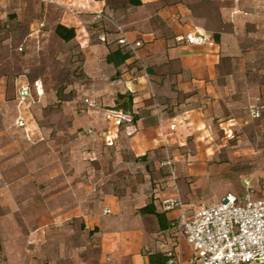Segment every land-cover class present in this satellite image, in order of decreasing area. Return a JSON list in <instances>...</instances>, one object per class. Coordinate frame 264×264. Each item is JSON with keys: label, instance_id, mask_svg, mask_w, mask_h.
Masks as SVG:
<instances>
[{"label": "crops", "instance_id": "0c3cea01", "mask_svg": "<svg viewBox=\"0 0 264 264\" xmlns=\"http://www.w3.org/2000/svg\"><path fill=\"white\" fill-rule=\"evenodd\" d=\"M39 1L41 17H31V27L40 22L39 32V27L50 25L55 38L79 54L83 78L75 85L89 89L91 104L80 113L77 98L65 102L63 107L68 105L70 112L64 117L73 121L69 128L34 131L32 138L49 147L27 163L40 168L41 176L26 175L18 181L42 185V210L13 208L8 231L2 229L8 238L0 264H149L148 252L171 248L179 264H189L194 251L186 238L178 234L172 238L160 229L156 216L139 210L154 200L162 211L163 199L176 194L177 182L170 179L167 190L151 187L150 193L148 168L159 170L165 164L158 161L159 152L171 153L177 168L195 175L199 167L183 155L188 138H194L198 148L199 140L205 141L202 148L208 153L212 148L209 116L224 105L229 89L227 32L206 28L187 0H141V6L129 0ZM5 4L16 12H30L34 3L5 0ZM52 4L64 6L56 19L49 11ZM58 24L74 28L75 39L69 43L60 39L55 33ZM117 26L130 42L141 43L143 69L131 64L134 59L118 68L107 63L117 42L104 29L115 31ZM197 32L219 33L222 43L211 48L181 40ZM24 83L34 86L28 79L18 82ZM127 92L135 96V121L113 111L117 95ZM118 116L122 125L116 123ZM77 122H83L85 133ZM147 154V161H137ZM135 168L140 173L131 177L129 171ZM180 213L174 209L166 216L175 221ZM35 214L42 221L34 228L30 223Z\"/></svg>", "mask_w": 264, "mask_h": 264}, {"label": "rangeland", "instance_id": "374dc122", "mask_svg": "<svg viewBox=\"0 0 264 264\" xmlns=\"http://www.w3.org/2000/svg\"><path fill=\"white\" fill-rule=\"evenodd\" d=\"M31 1L34 4H31L30 12H16L10 4H5V0H0L2 254L8 238L2 229L8 231L9 214L13 208L33 206L35 210H42V185L18 181L19 177L26 175L41 176L40 168L32 169L27 163L32 156L40 157L46 153L49 147L45 141L32 138L34 131L55 132L69 128L73 121L64 117H67L65 112H70L68 105L63 107L65 102L77 98V111L81 113L87 111L85 99L90 98L87 87L75 85L83 78L79 54H73L71 45L58 41L51 33L50 25L39 27V32L36 25L40 26V22H34L35 26L31 27V17L40 19L42 10L39 0ZM187 1L194 5L193 11L206 28L227 32L225 44L230 51V61L225 62V70L229 89L224 105L216 106L215 112L209 116L212 137L209 147L212 150L206 152L202 148L205 141L199 140L200 151L193 138L188 142L187 151L183 152L188 163L199 167V173L187 175L182 168L175 166L171 153L159 152L158 161L170 160L172 165L168 169L148 168L150 178L147 185L151 193V187L152 190L162 188L160 181L163 178L176 179V194H169L163 200L180 198L186 203L189 214H193L202 206L219 202L228 192L242 193L245 180L251 181L258 195L264 198V0ZM63 8L52 4L49 11L56 19ZM25 79L34 82L30 102H21L18 98V82ZM37 80L43 82H40V88L35 86ZM252 107L259 110V118H251L249 110ZM20 117L25 122L23 128L17 123ZM82 123L77 126L85 133L86 127ZM139 173L136 168L129 171L131 177H137ZM166 183L163 184L164 190L169 188ZM32 220L30 227L35 228L40 225L42 217L35 214Z\"/></svg>", "mask_w": 264, "mask_h": 264}, {"label": "built area", "instance_id": "2783aa9c", "mask_svg": "<svg viewBox=\"0 0 264 264\" xmlns=\"http://www.w3.org/2000/svg\"><path fill=\"white\" fill-rule=\"evenodd\" d=\"M116 32L118 43L132 52L133 59L139 60L141 43L130 42L120 26L116 27ZM181 40L189 45L216 47L212 35L206 32L191 33ZM35 86L40 88V83L36 82ZM18 98L21 102L31 101V87L27 83L19 86ZM85 102L91 104L88 99ZM250 116L256 119L260 113L252 107ZM122 121L118 116L116 123L120 125ZM17 123L19 127H25L21 117ZM164 165L171 167L172 162L167 160ZM246 187L245 194H228L193 214L187 212L180 198H168L162 203L164 211L178 209L181 212L174 225L177 234L184 236L194 251L189 264H264V200L256 196L249 181ZM169 256L170 264H179L175 252H170Z\"/></svg>", "mask_w": 264, "mask_h": 264}, {"label": "trees", "instance_id": "16d2710c", "mask_svg": "<svg viewBox=\"0 0 264 264\" xmlns=\"http://www.w3.org/2000/svg\"><path fill=\"white\" fill-rule=\"evenodd\" d=\"M129 3L133 6H141L142 5L141 0H129ZM105 32L109 33V35L110 34L113 35L114 38L116 37L115 39L117 42L116 49L110 51V53L106 57L107 63L112 64L118 68V67H121L122 65H124L127 61L132 60L133 59L132 52L126 46H123V45L118 43L117 36H116L117 35L116 30L115 31L106 30ZM55 33L60 39H62L66 43L71 42L76 37V30L74 28H68L62 24H58L56 26ZM212 37H213V40L216 44L221 45L222 40H221V35L219 33H214ZM139 60L134 59V60H132L131 64L138 67L139 69H143ZM134 99H135V96L132 92H127L125 94L119 93L117 95L116 105L113 108V111L128 115L131 117V121H135L136 116L134 114ZM249 113H250V110H249ZM120 125H122V123ZM192 139L193 138L189 137L187 141L189 142V140H192ZM186 149H187V147H186ZM147 160H148V154L137 159V161H147ZM163 163H165V162L163 161ZM161 168L162 169H168V166L167 165H161ZM170 178H171L170 176L169 177L167 176L160 181L161 186H162V188L159 189L160 191L165 189V185H163V184L166 183V181L169 180ZM175 180L176 179H174V181ZM247 181H249V180H245L243 183L244 191L242 193L228 192L227 194H225V196H227L228 194H233L236 196H241V195L245 194V192L247 191V187H246ZM249 182H250V188L254 190V192L256 193V196L258 198H261L264 200V198H262V196L258 195V193L256 192L255 187L252 185L251 181H249ZM224 197H222V198H224ZM182 202L184 203V205L186 207V203L184 201H182ZM139 212L143 215H154V216H156L158 221H159V224H160V229L162 231L167 232V234L169 236H171L172 238L177 237V229L175 228L174 220H168L167 216H166L167 211L159 210L157 208V206L155 205L154 200L151 203H149L148 205H146L145 207L141 208L139 210ZM187 212H188V210H187ZM170 252L174 253V249L171 248L165 252H161V251L148 252L147 256L149 258V264H170L169 263L171 260V257L169 256Z\"/></svg>", "mask_w": 264, "mask_h": 264}]
</instances>
